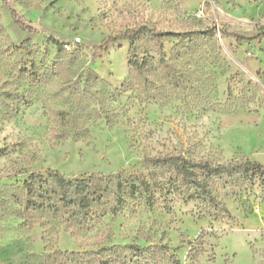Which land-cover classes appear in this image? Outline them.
I'll return each instance as SVG.
<instances>
[{
  "label": "rangeland",
  "instance_id": "374dc122",
  "mask_svg": "<svg viewBox=\"0 0 264 264\" xmlns=\"http://www.w3.org/2000/svg\"><path fill=\"white\" fill-rule=\"evenodd\" d=\"M8 3L36 32L0 0L1 195L47 168L67 178L125 168L150 190L82 230L48 213L24 225L5 200L0 264L102 247L121 254L112 264H264V174L194 171L199 186L142 164L183 155L264 166V0ZM130 32L132 49L125 39L99 51Z\"/></svg>",
  "mask_w": 264,
  "mask_h": 264
},
{
  "label": "trees",
  "instance_id": "16d2710c",
  "mask_svg": "<svg viewBox=\"0 0 264 264\" xmlns=\"http://www.w3.org/2000/svg\"><path fill=\"white\" fill-rule=\"evenodd\" d=\"M3 2L18 27L26 32H36L35 27L27 23L9 5L8 0H3ZM234 36L238 40L245 39L240 35ZM125 39L130 42L132 49L136 40L135 32L107 36L100 43L98 49L104 51L112 43ZM2 152L0 149V156H2ZM142 164L145 168L151 165L172 167L179 176L190 182H193L194 171H201L207 177L223 176L224 174L231 176L241 171L264 174L263 165L248 160L244 163L213 165L204 161H192L183 155H167L144 158ZM194 184L201 186V183ZM149 188L150 184L145 177L125 168L105 174L81 173L70 178L55 169L47 168L43 172L30 173L23 180L19 192L12 191L8 194L7 191H3L2 195L0 193V211L9 207V205L5 207L7 204L5 200H11L21 208L20 211L14 212L22 218L24 225H33L31 215L48 213L53 219L62 221L70 228L82 230L98 214H118L127 199L142 197L143 193L150 190ZM134 250L140 252L146 249L137 247ZM119 260H121V254L117 252L116 247H102L84 254L55 251L42 255L40 264H112Z\"/></svg>",
  "mask_w": 264,
  "mask_h": 264
},
{
  "label": "built area",
  "instance_id": "2783aa9c",
  "mask_svg": "<svg viewBox=\"0 0 264 264\" xmlns=\"http://www.w3.org/2000/svg\"><path fill=\"white\" fill-rule=\"evenodd\" d=\"M74 42H79V39L78 38H75L74 39ZM64 49H69V45L66 43L63 45Z\"/></svg>",
  "mask_w": 264,
  "mask_h": 264
}]
</instances>
